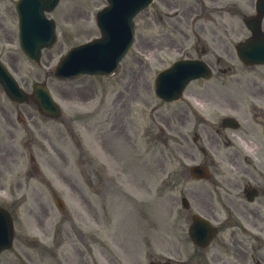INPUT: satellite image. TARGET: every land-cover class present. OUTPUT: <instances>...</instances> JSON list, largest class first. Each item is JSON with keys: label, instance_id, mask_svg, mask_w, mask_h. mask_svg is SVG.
Here are the masks:
<instances>
[{"label": "rangeland", "instance_id": "1", "mask_svg": "<svg viewBox=\"0 0 264 264\" xmlns=\"http://www.w3.org/2000/svg\"><path fill=\"white\" fill-rule=\"evenodd\" d=\"M66 2L68 5V0ZM102 2L103 0H91V4L88 5L89 11L94 5H101ZM65 4L60 10L62 14L67 13L63 12ZM140 20L138 38L139 35L147 34L150 28L143 23L142 19ZM151 27L156 28L153 24ZM69 45V43L58 42L50 50L53 60ZM145 48L142 41L137 40L131 54L124 60L121 71L111 78L83 76L66 83L50 80V87L56 94L60 93L61 89H65L67 98L64 104V115L66 118L82 115L87 109L98 112L91 127L85 119H73L70 120V126L64 123L60 126L56 122L43 121L35 116L34 132L40 134L39 140L30 143H24L23 139L9 141L10 143L0 140V186H3L4 182L9 183V192L13 175L17 173L18 177H21L20 188L17 191L14 190L17 193L2 192L1 189L0 194L7 195L5 196L7 199L9 197L20 199L21 194L27 191L30 193L29 198L34 199V202L41 197L48 201L49 206H53L50 193L53 189L65 202L67 214L76 217V223L85 231L91 230L87 225L86 213L90 215L97 213L104 218L108 215L106 218L108 222L104 223L105 230L109 233L116 230L121 232V240L125 245L122 264H127V258L130 257L127 251L131 252V250L133 254L131 260L138 255V259L142 262L146 261L149 253H154L155 256L165 254L169 245L168 238L179 235L180 229L176 227L180 211L179 195L186 182L180 156L168 153L171 149H178L176 145L178 142L171 139L166 144L164 138L157 134L158 127H164V124L169 123L174 128L178 125V121L175 117L168 121L165 117L170 109L160 107L149 93L144 80V75L148 73L147 63L138 62V70L142 73L139 72L137 75L133 70V54L137 53V49L147 52ZM171 59L172 57H167V61ZM47 60L48 57L44 55L39 67L29 65L32 67L27 69L28 74L38 71L42 77ZM52 64L50 60V65ZM228 79L230 78L223 79L222 84L217 78L204 83L205 86L218 88L214 95L215 101L221 102L222 92H226L222 85L230 86L232 83ZM120 90H124V93L119 94ZM209 91L213 90L209 89ZM114 99L116 105L113 104ZM148 108L155 110L154 115L148 114ZM170 112L174 113L175 110L171 109ZM155 120L163 122L157 123L152 128ZM111 125L114 128L108 131L106 128ZM191 127L192 122L185 127V131L188 132ZM150 134L155 136L153 141L149 138ZM103 135L104 143L94 141V139L102 138ZM133 135L135 141H132ZM29 144H31L30 149ZM56 146L67 158V169H65L68 171H62L61 167L64 166L62 159L57 161L53 159ZM8 150L13 152L11 156ZM22 150H26V153L19 159L20 164L16 165L13 157ZM30 150L33 154L35 153L36 162L29 165ZM82 152H86V158L82 156ZM87 159L96 162L87 164L85 166L87 170L78 168L85 165L83 162ZM34 165L38 169L33 170ZM9 170L10 176H4ZM45 178L50 181L53 188L37 190L41 193L40 197L33 194L32 190L35 188L33 183L37 184L42 179L46 180ZM83 201L92 205L84 206ZM150 201L155 208L143 207V203ZM88 208H96L97 212L94 210L85 212L84 209ZM53 211L54 219H60L54 206ZM98 220L103 221L102 218ZM136 221L142 225L135 228ZM113 235H115L114 232ZM23 244L22 235L17 230L11 255L19 253Z\"/></svg>", "mask_w": 264, "mask_h": 264}]
</instances>
